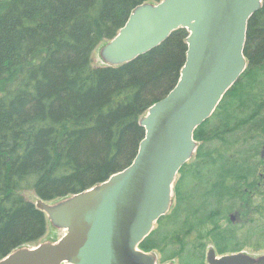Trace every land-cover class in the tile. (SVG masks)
Here are the masks:
<instances>
[{
    "label": "trees",
    "instance_id": "1",
    "mask_svg": "<svg viewBox=\"0 0 264 264\" xmlns=\"http://www.w3.org/2000/svg\"><path fill=\"white\" fill-rule=\"evenodd\" d=\"M161 1L0 0V261L47 233L23 192L63 200L133 163L141 119L177 86L189 34L118 67L94 66L93 53ZM244 54L245 73L195 131L170 213L140 245L162 264H207L209 242L220 256L264 250V2Z\"/></svg>",
    "mask_w": 264,
    "mask_h": 264
},
{
    "label": "water",
    "instance_id": "2",
    "mask_svg": "<svg viewBox=\"0 0 264 264\" xmlns=\"http://www.w3.org/2000/svg\"><path fill=\"white\" fill-rule=\"evenodd\" d=\"M263 2L162 0L135 9L102 48L104 62L110 67L131 63L186 30L188 51L177 86L141 120L146 135L128 168L57 204L35 203L65 231L63 237L17 249L0 264H158L157 256L140 245L171 211L180 171L198 147L195 131L245 73L249 22ZM207 264H264V255L219 256L210 249Z\"/></svg>",
    "mask_w": 264,
    "mask_h": 264
},
{
    "label": "rangeland",
    "instance_id": "3",
    "mask_svg": "<svg viewBox=\"0 0 264 264\" xmlns=\"http://www.w3.org/2000/svg\"><path fill=\"white\" fill-rule=\"evenodd\" d=\"M102 48H103V46L100 45L93 53V65L96 66V67H98V66L100 67V66H105L106 65V63L104 62V60H103V58L101 56ZM23 196H25V198L27 200H30L31 202H37L39 200L37 198V196L34 194V192H32V191L23 192ZM174 197H175V195L173 196V205H174V202H175ZM61 201L62 200H57V201H52L50 203L51 204H55V203L61 202ZM226 224L227 223H223V226H225ZM64 233H65L64 230H60V229L54 227L49 222L48 227H47L46 235L42 239H40L39 241L35 242L34 244H31L32 246H30V247H34L36 245H40V244H43V243H46V242H56V241H58L59 239H61L63 237ZM208 245L210 246L208 248V250H209L212 247V245H211L210 242H209ZM155 254H156L157 258L160 260V256L157 253H155ZM243 254H245L247 256H250L252 258L258 259V258H260V257H262L264 255V250L258 251V250H255L253 247H251V248H246L243 251ZM158 264H160V263H158ZM173 264H179L178 260L176 262H174Z\"/></svg>",
    "mask_w": 264,
    "mask_h": 264
}]
</instances>
